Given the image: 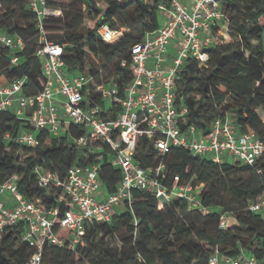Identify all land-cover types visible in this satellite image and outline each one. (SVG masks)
Instances as JSON below:
<instances>
[{
	"label": "trees",
	"instance_id": "trees-1",
	"mask_svg": "<svg viewBox=\"0 0 264 264\" xmlns=\"http://www.w3.org/2000/svg\"><path fill=\"white\" fill-rule=\"evenodd\" d=\"M170 2L70 0V7L61 9L62 18H48L44 28L50 40L66 43L62 55L66 70L75 73L88 68L95 84H115L118 95L123 96L131 79L130 48L158 28L159 6L167 7ZM0 3V10H5L0 14V26L25 41L23 49L17 51L0 47V84L23 78L22 93L36 94L44 82L36 56L35 14L25 0ZM223 12L226 27L215 29L223 41L208 48L207 67L200 68L192 58L183 62L175 76L174 103L178 109L186 108L184 125H195L207 133L215 118L228 115L238 133L253 132L264 142V0H225ZM17 19L22 25L15 23ZM103 23L112 29L122 28V34L113 42H104L96 34ZM12 56L19 57L17 64H11ZM93 99L102 104L104 117H115L120 110L113 101L104 103L97 95ZM29 129L26 118L0 111V183L17 174V187L25 198L40 199L45 206L59 205L64 210L67 207L58 203L53 188L37 185L35 167L42 166L64 178L73 163L96 162L102 192L116 189L121 172L112 164L113 152L107 145L77 146L75 138L84 132L82 127L69 125L57 136L38 130L39 144L34 147L4 138L6 133L15 136ZM134 159L146 168L162 161L164 184L171 185L175 175L180 183H202L201 202L209 212L190 209L184 199L162 202L147 191L132 189L130 210H116L108 222L87 223L74 249L46 244L40 264H209L215 250L232 257L251 254L264 264L263 211L248 207L264 193V152L253 165L215 163L181 147L161 156L152 142L142 137ZM221 212L228 214L224 229L218 227ZM25 229L20 221L3 231L0 264H27L33 250L21 240Z\"/></svg>",
	"mask_w": 264,
	"mask_h": 264
},
{
	"label": "built area",
	"instance_id": "built-area-1",
	"mask_svg": "<svg viewBox=\"0 0 264 264\" xmlns=\"http://www.w3.org/2000/svg\"><path fill=\"white\" fill-rule=\"evenodd\" d=\"M25 1L37 21L39 46L36 56L41 61L44 86L36 94L25 95L22 93L23 78L0 84V111H11L19 118H26L31 125V129L15 136L6 133L5 140L34 147L39 144L38 130L57 136L73 124L84 129L75 138V144L79 147L107 145L113 152L112 164L121 172L116 189L99 195L102 192L96 162L73 163L64 178L36 166L37 185L53 188L58 203L67 207L64 210L59 205L45 206L40 199L25 198L17 187V174L1 182L0 237L6 228L23 221L26 229L21 240L33 250L27 264H40L46 244L67 245L74 249L81 242L87 223L108 222L116 210H130L132 189L147 191L162 202L184 199L190 209L203 214L209 212V207L201 202L202 183L193 184L191 180L180 183L175 175L171 185H167L161 181L165 170L162 161L147 168L135 161L142 137L149 139L161 156L174 147H181L215 163L253 165L263 154L264 142L253 132L238 133L228 115L215 118L209 131L203 133L195 125H184L186 108L178 109L174 103L175 76L183 62L192 58L200 68L207 67L208 48L223 41L215 29L226 27L225 0H171L169 6H159L163 22L130 48L131 79L123 88V96L118 95L115 84H95L88 70L75 73L66 70L62 58L66 43L50 40L44 28L48 18L63 16L61 8L50 3L57 0ZM122 31V28L112 29L103 23L96 34L110 43ZM24 45L20 35L0 26V47L17 51ZM86 52L93 57L88 50ZM18 61V56L10 59L11 64ZM95 95L104 103L119 104L120 110L115 117L102 115L103 106L94 101ZM248 207L254 212L263 211L264 193ZM227 218V213L219 214V228L227 227ZM209 264L262 263L251 254L232 257L215 250Z\"/></svg>",
	"mask_w": 264,
	"mask_h": 264
},
{
	"label": "rangeland",
	"instance_id": "rangeland-1",
	"mask_svg": "<svg viewBox=\"0 0 264 264\" xmlns=\"http://www.w3.org/2000/svg\"><path fill=\"white\" fill-rule=\"evenodd\" d=\"M55 3H57L58 4V6L62 9V10H65V9H68L69 7H70V0H57ZM5 10H0V14H2L3 12H4ZM163 20V17H162V15H160V17H159V22H161ZM15 23L17 24V25H22V21L20 20V19H17L16 21H15ZM13 26V25H12ZM90 56V55H89ZM91 57V56H90ZM88 61V60H87ZM96 64V63H95ZM87 70H88V68H87ZM262 116V115H261ZM262 118H263V116H262ZM228 160L230 161V160H232V158L230 157V158H228ZM263 215H264V210H263ZM122 234V233H121Z\"/></svg>",
	"mask_w": 264,
	"mask_h": 264
},
{
	"label": "crops",
	"instance_id": "crops-1",
	"mask_svg": "<svg viewBox=\"0 0 264 264\" xmlns=\"http://www.w3.org/2000/svg\"><path fill=\"white\" fill-rule=\"evenodd\" d=\"M163 22V20L160 22V24ZM101 192H102V190H101ZM105 194V193H104ZM99 195H103V192L102 193H99Z\"/></svg>",
	"mask_w": 264,
	"mask_h": 264
}]
</instances>
